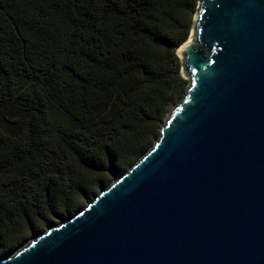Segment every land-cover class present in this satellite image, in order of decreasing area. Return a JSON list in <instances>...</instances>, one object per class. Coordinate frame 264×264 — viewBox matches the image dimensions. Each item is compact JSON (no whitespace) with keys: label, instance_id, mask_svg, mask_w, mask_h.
Here are the masks:
<instances>
[{"label":"trees","instance_id":"16d2710c","mask_svg":"<svg viewBox=\"0 0 264 264\" xmlns=\"http://www.w3.org/2000/svg\"><path fill=\"white\" fill-rule=\"evenodd\" d=\"M198 1L0 0V258L154 147Z\"/></svg>","mask_w":264,"mask_h":264},{"label":"water","instance_id":"95a60500","mask_svg":"<svg viewBox=\"0 0 264 264\" xmlns=\"http://www.w3.org/2000/svg\"><path fill=\"white\" fill-rule=\"evenodd\" d=\"M190 37L154 147L0 264H264V0H199Z\"/></svg>","mask_w":264,"mask_h":264},{"label":"rangeland","instance_id":"374dc122","mask_svg":"<svg viewBox=\"0 0 264 264\" xmlns=\"http://www.w3.org/2000/svg\"><path fill=\"white\" fill-rule=\"evenodd\" d=\"M197 8H198V7H197ZM190 33H191V31H190ZM187 41H188V40H187ZM181 61H182V60H181ZM181 61H180V67H181L180 70H181V74H182L183 65H182V62H181ZM181 100H182V99H181ZM181 100H180V101H181ZM180 101L178 102V104L180 103ZM29 241H30V240H29Z\"/></svg>","mask_w":264,"mask_h":264},{"label":"bare ground","instance_id":"6f19581e","mask_svg":"<svg viewBox=\"0 0 264 264\" xmlns=\"http://www.w3.org/2000/svg\"><path fill=\"white\" fill-rule=\"evenodd\" d=\"M191 40V37L189 38V40L188 41H190Z\"/></svg>","mask_w":264,"mask_h":264}]
</instances>
